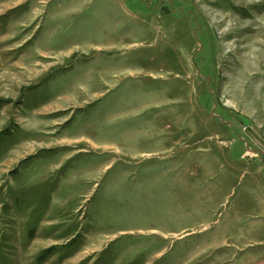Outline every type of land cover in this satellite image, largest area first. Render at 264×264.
Masks as SVG:
<instances>
[{"label":"rangeland","instance_id":"rangeland-1","mask_svg":"<svg viewBox=\"0 0 264 264\" xmlns=\"http://www.w3.org/2000/svg\"><path fill=\"white\" fill-rule=\"evenodd\" d=\"M264 0H0V264H264Z\"/></svg>","mask_w":264,"mask_h":264},{"label":"crops","instance_id":"crops-1","mask_svg":"<svg viewBox=\"0 0 264 264\" xmlns=\"http://www.w3.org/2000/svg\"><path fill=\"white\" fill-rule=\"evenodd\" d=\"M262 164H264V163H262Z\"/></svg>","mask_w":264,"mask_h":264}]
</instances>
